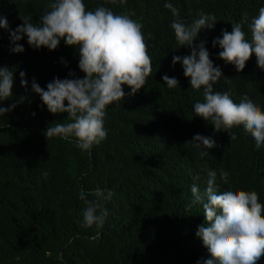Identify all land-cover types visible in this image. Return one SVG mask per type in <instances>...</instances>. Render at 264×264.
I'll return each mask as SVG.
<instances>
[{
    "label": "trees",
    "instance_id": "1",
    "mask_svg": "<svg viewBox=\"0 0 264 264\" xmlns=\"http://www.w3.org/2000/svg\"><path fill=\"white\" fill-rule=\"evenodd\" d=\"M52 2L0 0V15L9 25L0 28V67L14 76L13 96L0 102L11 108L0 118V264H204L210 254L197 235L204 209L194 203L191 187L205 196L207 173L216 171L219 186L254 188L264 204V145L257 149L251 134L237 126L231 140L225 129L217 132L211 121L196 116L194 104L203 102L204 87L191 89L182 62L173 65L174 56H188L191 49L178 44L171 25L215 17L214 26L202 29L194 41L205 42L223 73L213 91L228 93L235 103L248 97L264 112V69L255 54L238 72L219 57L220 46H213L233 24L250 39V24L264 0H84L86 10L102 6L142 24L152 62L145 87L133 96L124 85V100L106 108L107 136L86 151L75 137L47 140L46 128L69 122L68 113L49 112L32 88L33 80L47 90L57 77L84 78L78 48L61 40L56 50L34 49L24 36L18 43L25 50L12 51L11 32L23 19L39 25ZM165 75L176 78L178 86L169 88ZM197 134L214 139L216 146L197 147L192 142ZM224 171L227 183L220 176ZM97 187L111 192L97 212L106 209L108 216L103 226L86 227L79 193ZM257 264H264V257Z\"/></svg>",
    "mask_w": 264,
    "mask_h": 264
},
{
    "label": "clouds",
    "instance_id": "2",
    "mask_svg": "<svg viewBox=\"0 0 264 264\" xmlns=\"http://www.w3.org/2000/svg\"><path fill=\"white\" fill-rule=\"evenodd\" d=\"M165 7L178 16V10L171 3ZM49 8L40 18L39 25L23 19L24 23L11 32L15 45L12 51L21 53L25 50L18 43L24 36L34 49L47 47L56 50L61 40L78 48V66L85 73L84 78L61 80L57 77L48 83L47 90L33 80L32 88L41 96L49 112L68 113L69 122L51 124L46 128L44 135L47 140L75 137L77 147L86 151L106 138V108L124 100L123 86L127 85L131 89L129 94L134 96L145 87L146 78L152 72L143 26L128 14H115L102 6L94 11L86 10L84 0H54ZM210 19L212 23H209ZM214 21L215 17L202 15L191 25L179 20L172 23L178 44L191 49L188 56H174L173 65L182 62L184 75L190 78L191 89L204 87L203 102L194 104L196 116L211 121L217 132L225 129L231 140L235 139L231 129L237 126V130H245L255 139L259 149L264 145V112L248 97L235 103L228 93L214 92L213 84L223 73L213 65L205 42L194 43L199 32L212 28ZM8 27L7 19L0 15V28ZM250 29L249 39L240 24H233L231 32L225 30L222 38L213 41L214 47L218 44L222 49L219 57L233 64L238 72H243L253 54L257 66L264 69V7L252 20ZM20 76L22 86L27 88L26 73L21 72ZM70 76H75V73H70ZM163 80L169 88L178 86L176 78L165 75ZM13 83V72L8 67H0V102L13 96ZM15 107L13 104L12 108ZM10 110L0 107V118ZM192 142L205 149L216 146L214 139L199 134ZM228 175L226 171L220 173L225 183ZM207 176L205 196L200 194L196 185L191 187L194 203H201L204 209L205 216L197 232L210 254L204 264H257L264 257V204L260 203V193L254 188L219 186L216 171H209ZM88 196L96 199L89 200ZM79 198L86 205L84 226H103L108 212L106 209L102 214L97 212L100 202L111 198V192L105 193L97 187L92 192L81 191Z\"/></svg>",
    "mask_w": 264,
    "mask_h": 264
}]
</instances>
